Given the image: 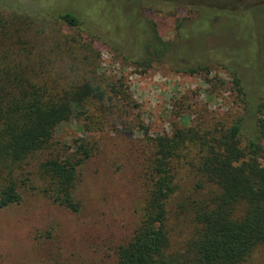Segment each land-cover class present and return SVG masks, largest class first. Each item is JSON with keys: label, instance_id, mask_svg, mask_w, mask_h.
Segmentation results:
<instances>
[{"label": "rangeland", "instance_id": "374dc122", "mask_svg": "<svg viewBox=\"0 0 264 264\" xmlns=\"http://www.w3.org/2000/svg\"><path fill=\"white\" fill-rule=\"evenodd\" d=\"M214 1L0 0L1 44L9 43L5 38L12 34V40L17 36L24 40V12L77 15L83 32L60 25L52 29L75 37L79 45H89L98 56L89 73L96 74L105 90L127 93L138 106L136 125L126 128L125 117L105 126L100 104L92 101L85 105L84 115L56 129L55 143L88 142L94 149L80 168L73 191L79 211L71 213L38 190L21 188L22 201L0 210V264H116L118 249L139 225L147 197L145 160L150 150L142 141L144 134L155 139L169 137L177 128L227 129L237 119L243 121L248 137L256 132V119L246 116L233 79L236 74L246 102L250 99L255 108L264 89V7L235 13ZM15 30L20 34L16 36ZM28 30L29 39L40 30L44 38L51 37L47 27L38 23ZM155 37L168 44L166 55L174 64H200L207 71L190 76L162 63L150 69L137 67L132 60L148 57L146 44ZM28 170L34 174L35 166ZM174 173L168 226L173 251L183 252L195 228L193 210L209 190L195 168L182 160L174 165ZM31 178L39 189L41 182ZM247 264H264V249Z\"/></svg>", "mask_w": 264, "mask_h": 264}, {"label": "trees", "instance_id": "16d2710c", "mask_svg": "<svg viewBox=\"0 0 264 264\" xmlns=\"http://www.w3.org/2000/svg\"><path fill=\"white\" fill-rule=\"evenodd\" d=\"M213 3L235 13L264 7V0ZM27 22L47 27L51 37L44 38L43 29L29 39ZM55 25L84 31L81 19L71 12H24V40L15 30L16 39L12 34L5 38L9 43H0V210L18 205L24 188L38 190L53 205L78 213L73 191L94 149L88 142L55 143L56 129L84 115L85 105L92 101L100 104L105 126L116 125L121 117L128 121L125 128L138 121V106L129 94L105 90L96 74L89 73L98 57L91 47L59 34L52 29ZM145 50L148 57L132 60L137 67L162 63L190 76L207 71L200 64H174L166 55L168 44L159 38L147 42ZM233 84L243 97L246 116L256 119V132L249 137L241 119L227 129L177 128L171 136L155 139L144 134L142 141L150 150L145 160L147 197L139 225L118 249L116 264H247L264 249V89L253 108L236 74ZM181 160L195 168L209 191L193 210L194 231L183 252H177L170 241L167 204L175 192L174 165ZM34 166L32 174L28 169ZM32 176L41 182L39 189Z\"/></svg>", "mask_w": 264, "mask_h": 264}]
</instances>
